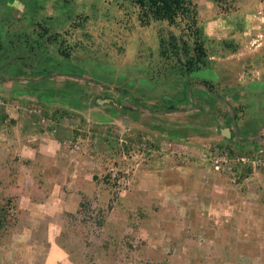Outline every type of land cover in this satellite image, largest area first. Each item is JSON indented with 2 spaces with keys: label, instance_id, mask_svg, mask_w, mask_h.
<instances>
[{
  "label": "rangeland",
  "instance_id": "obj_1",
  "mask_svg": "<svg viewBox=\"0 0 264 264\" xmlns=\"http://www.w3.org/2000/svg\"><path fill=\"white\" fill-rule=\"evenodd\" d=\"M145 1L0 0V264H264V0Z\"/></svg>",
  "mask_w": 264,
  "mask_h": 264
},
{
  "label": "trees",
  "instance_id": "obj_2",
  "mask_svg": "<svg viewBox=\"0 0 264 264\" xmlns=\"http://www.w3.org/2000/svg\"><path fill=\"white\" fill-rule=\"evenodd\" d=\"M138 1H141V3H144L146 4L147 1L145 0H138ZM163 1V4L162 5H159L157 9H155V13L157 15H162V16H166L168 17V19L170 21L174 20V15H175V5L176 7H179L181 4H183V0H170L169 2L165 1V0H151L152 3L154 4H158L159 2H162ZM183 6V5H182ZM185 8V7H183Z\"/></svg>",
  "mask_w": 264,
  "mask_h": 264
}]
</instances>
